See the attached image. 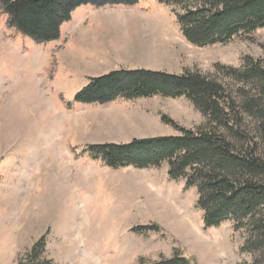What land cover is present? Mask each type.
<instances>
[{
  "label": "rangeland",
  "instance_id": "rangeland-1",
  "mask_svg": "<svg viewBox=\"0 0 264 264\" xmlns=\"http://www.w3.org/2000/svg\"><path fill=\"white\" fill-rule=\"evenodd\" d=\"M171 10L158 0L82 4L56 39L38 43L0 7V264H31L32 250L50 264H252L244 229L231 220L205 227L196 188L171 180L167 161L111 167L89 151L178 135L162 116L185 128L207 125L184 95L80 102L76 94L93 78L198 70L233 87L215 64L264 56V28L199 46L182 36ZM257 152L264 156V142Z\"/></svg>",
  "mask_w": 264,
  "mask_h": 264
},
{
  "label": "trees",
  "instance_id": "trees-1",
  "mask_svg": "<svg viewBox=\"0 0 264 264\" xmlns=\"http://www.w3.org/2000/svg\"><path fill=\"white\" fill-rule=\"evenodd\" d=\"M137 1L0 0V7L11 26L43 43L58 37L60 24L79 5H133ZM158 1L172 7L182 36L195 45L224 43L264 28V0ZM214 67L235 83L233 87L198 70L180 74L115 70L93 78L75 97L80 102L105 103L117 94L186 96L206 119L205 127L185 128L162 116L178 135L90 145V154L111 167L159 166L167 161L171 180L183 179L186 187L196 188L204 226L217 227L231 220L234 229H244L243 249L252 255V264H264V156L257 152L258 141L264 142V56H246L240 67ZM34 253H29L31 264H50ZM183 263L175 257L153 264Z\"/></svg>",
  "mask_w": 264,
  "mask_h": 264
}]
</instances>
